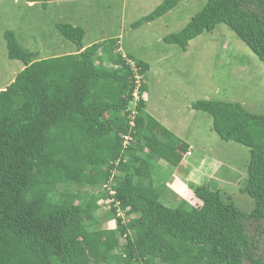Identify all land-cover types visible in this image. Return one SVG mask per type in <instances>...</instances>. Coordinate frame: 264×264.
Here are the masks:
<instances>
[{"label":"trees","instance_id":"16d2710c","mask_svg":"<svg viewBox=\"0 0 264 264\" xmlns=\"http://www.w3.org/2000/svg\"><path fill=\"white\" fill-rule=\"evenodd\" d=\"M181 1L163 0L146 19ZM221 23L264 63V0H207L164 41L187 49ZM55 27L76 52L41 58L5 32L24 68L0 89V264H264V115L239 102L193 103L221 139L249 147L240 191L254 207L243 211L218 180L189 181L195 205L180 197L175 206L156 160L177 167L189 144L147 110L150 64L118 38L85 46L82 26Z\"/></svg>","mask_w":264,"mask_h":264},{"label":"rangeland","instance_id":"374dc122","mask_svg":"<svg viewBox=\"0 0 264 264\" xmlns=\"http://www.w3.org/2000/svg\"><path fill=\"white\" fill-rule=\"evenodd\" d=\"M162 1L52 0L45 8L42 3L0 0V89L12 83L24 68L21 60L8 56L7 30L14 31L29 50L39 51L41 58L78 49L58 32L57 23L84 27L87 32L84 45L93 39L118 38L124 54L150 64L146 75L147 110L193 145L195 153L186 165L192 166L189 160L195 158L205 160L206 175L190 182L212 183L209 174L212 175V161H215L212 176L218 180V187L225 195H232L243 211L250 212L253 200L240 191L247 179L249 147L221 139L212 128V116L192 106L200 99L232 101L241 103L252 113L264 115V63L225 23L198 35L187 49L165 42L164 37L182 30L207 0H182L165 15L148 21L146 16ZM141 19L143 22L135 26ZM187 150L184 157L189 156L191 149ZM162 164L161 175L168 167L174 168L171 164ZM195 199L187 198L193 205ZM178 202H174L175 206ZM247 227L249 233L257 232L252 223ZM244 264L252 263L245 261Z\"/></svg>","mask_w":264,"mask_h":264},{"label":"crops","instance_id":"0c3cea01","mask_svg":"<svg viewBox=\"0 0 264 264\" xmlns=\"http://www.w3.org/2000/svg\"><path fill=\"white\" fill-rule=\"evenodd\" d=\"M29 3L34 4V2H29ZM71 24H73V23H71ZM73 25L77 26V24H73ZM79 26H81V25H79ZM85 33H87L86 30H85ZM98 41H99L98 39H93L85 46H89L91 43H95ZM100 41H102V40H100ZM71 52H76V50L71 51ZM188 144H189V149L192 150V154L190 156L183 157V159L181 160L180 164L177 167H174L171 170H169V167H168V170L165 173L166 177H168L167 178V188L165 190L166 199L172 203L180 200V197L187 198V197L191 196V190L189 189V186L187 183L190 180L196 181V178L200 177L201 175H206L207 170H208L207 168H205V166H206L204 164L205 160L201 157H199L197 159L195 158V160H193V161L189 160L191 162V164H193L192 166L186 165V162H188V158L192 157L195 153L193 145H191L190 142H188ZM213 162H215V161H212V166H213L212 171L214 172V167L216 165H215V163L213 164ZM162 163L163 162H161V160H156V165H158L159 167H162V165H163ZM213 172H212V175H213ZM212 175L209 174V179L212 181V184H214L217 179L215 176H212ZM173 189H175V191ZM174 193H175V195H174Z\"/></svg>","mask_w":264,"mask_h":264},{"label":"built area","instance_id":"2783aa9c","mask_svg":"<svg viewBox=\"0 0 264 264\" xmlns=\"http://www.w3.org/2000/svg\"><path fill=\"white\" fill-rule=\"evenodd\" d=\"M135 95H136V97H138V95L135 93ZM130 138H131V136L130 135H128V136H125V142H128L129 140H130ZM191 151H189L188 152V155H191ZM115 174V173H114ZM105 187H107L109 190H110V193H115L112 189H111V187L110 186H108V185H105Z\"/></svg>","mask_w":264,"mask_h":264},{"label":"clouds","instance_id":"9594fccd","mask_svg":"<svg viewBox=\"0 0 264 264\" xmlns=\"http://www.w3.org/2000/svg\"><path fill=\"white\" fill-rule=\"evenodd\" d=\"M4 89V88H3ZM192 151V150H191ZM192 154V153H191ZM190 156V155H189Z\"/></svg>","mask_w":264,"mask_h":264}]
</instances>
